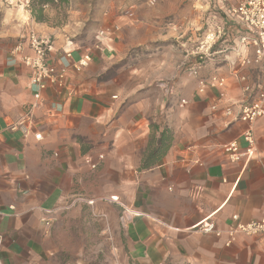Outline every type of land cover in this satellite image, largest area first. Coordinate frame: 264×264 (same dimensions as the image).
<instances>
[{"label": "crops", "instance_id": "obj_1", "mask_svg": "<svg viewBox=\"0 0 264 264\" xmlns=\"http://www.w3.org/2000/svg\"><path fill=\"white\" fill-rule=\"evenodd\" d=\"M72 1L64 21L46 10L37 22L18 10V23L0 30V264H74L60 255L84 247L73 242L69 214L60 216L85 207L97 211L111 252L130 264H264L260 238L239 236L227 247L224 233L196 229L209 216L222 232L233 215L264 217V117L247 164L231 163L223 149L245 147V125L222 113L242 101L239 77L254 86L264 72L223 52L245 33L229 15L236 0ZM114 26L98 46L97 31ZM216 28L224 35L200 76L225 86L198 94L189 51ZM29 32L49 41L54 69L61 51L73 50L75 61L91 50L87 67L70 69L63 88L48 87L37 103L27 71L9 60ZM242 57L252 59V49Z\"/></svg>", "mask_w": 264, "mask_h": 264}, {"label": "built area", "instance_id": "obj_2", "mask_svg": "<svg viewBox=\"0 0 264 264\" xmlns=\"http://www.w3.org/2000/svg\"><path fill=\"white\" fill-rule=\"evenodd\" d=\"M33 0H1L5 7L18 9L25 13L30 12V5ZM222 2L232 0H221ZM154 1L151 0L150 4ZM229 15L237 19L244 27L245 33L239 38L237 45L224 49L223 52H232L235 59H242L243 65L264 64V0H236V4L229 9ZM118 30L114 26L111 30H100L96 33L98 46H102ZM223 31L220 28L207 31L200 39L195 42L194 47L189 51V56L195 59V62L188 67L189 74L196 81L198 94H204L207 89H222L225 86V80L221 77L211 76L207 79L200 76L205 63L211 60L215 52L214 46L223 37ZM98 48V47H97ZM252 49V59L243 58V51ZM50 51L49 41L46 38L29 32L25 38L20 39L11 49L9 60L11 64H18L25 68L28 73V86L35 102L41 100L42 92L48 87L62 89L66 78V73L70 69H81L87 67L91 61V50L88 48L82 53L79 59L73 61V50H63L58 55L59 69H54L47 63V54ZM235 64V62H231ZM243 83L241 87L242 101L239 105L225 106L223 116L245 125V130L241 139L245 144L240 149L236 142H229L223 146L228 160L231 163H248L255 152L254 125L264 117V72L262 79L254 86L247 84L244 77H239ZM31 104L30 110L37 104ZM185 102H182L184 104ZM215 106L212 110H215ZM13 129V127H12ZM36 140L41 136L36 134ZM116 201L115 198L112 199ZM51 218L42 220L46 228L50 227ZM231 224L227 226L224 232L218 230L215 221L211 216L201 221L196 229L204 234H210L220 238L224 233L226 236L225 245H232L237 237H257L264 243V217L259 220L241 222L237 215L231 218Z\"/></svg>", "mask_w": 264, "mask_h": 264}, {"label": "rangeland", "instance_id": "obj_3", "mask_svg": "<svg viewBox=\"0 0 264 264\" xmlns=\"http://www.w3.org/2000/svg\"><path fill=\"white\" fill-rule=\"evenodd\" d=\"M98 1L100 0H91V7H93V3H98ZM150 1V6H154L156 4L154 0V3L150 4ZM74 5V1L72 0H56L54 3L43 6L41 13H38V16L41 15V21H43L45 17H48V14L45 13V11L48 10V12H56L58 19H60V21H64L69 15L67 12H70V9L73 8ZM37 9V6H34L28 13V15H30L34 21V16L37 15ZM14 10L16 11H12V9L5 7L0 0V30L3 28V26H8V23L10 25L13 23H18V19L16 17L18 9ZM121 13V16H123L128 21L133 19V14L131 12L124 11ZM19 22H21V20ZM92 208H79L78 210L75 209L68 211L60 216V218H65L66 215L69 214V222L65 224L72 227V231L69 232L71 236L75 237L73 238V242L81 243L84 247L83 253L81 254H61L60 257L62 258V261H71L74 264H76V262H79V264H118L119 262L130 264L124 254L120 255L111 252L110 247L113 246L114 241L107 234H100V228L103 223H99L98 219L93 218V214H97V211ZM83 215L85 217L90 216L93 221L91 220L89 223L83 222ZM63 240H66V238L63 237Z\"/></svg>", "mask_w": 264, "mask_h": 264}, {"label": "trees", "instance_id": "obj_4", "mask_svg": "<svg viewBox=\"0 0 264 264\" xmlns=\"http://www.w3.org/2000/svg\"><path fill=\"white\" fill-rule=\"evenodd\" d=\"M56 0H33L31 5H30V10L32 7L37 6V15L34 16L35 21L40 22L41 21V15L38 16V13H41V9L43 6H46L48 4L54 3Z\"/></svg>", "mask_w": 264, "mask_h": 264}]
</instances>
